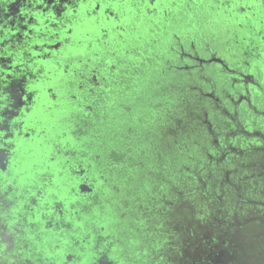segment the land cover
<instances>
[{"label":"flooded vegetation","instance_id":"af4514ba","mask_svg":"<svg viewBox=\"0 0 264 264\" xmlns=\"http://www.w3.org/2000/svg\"><path fill=\"white\" fill-rule=\"evenodd\" d=\"M210 1L95 0L86 10L83 21L100 27L104 40L98 45L108 52L103 59L80 61L81 70L72 72L71 85L78 80L79 93L72 99L80 102L81 112L76 128L86 133L76 137L81 147L65 153L77 201L57 199L49 176L40 185H17L22 141L33 131L22 134L18 148L11 145L12 153L0 150V264H67L71 257L72 264H145L148 257L152 264H264V19L249 33L242 30L246 35L239 32L235 47L227 46L212 28L219 2ZM130 4L144 10L149 23L162 16L163 35L155 32L154 41L129 48L122 36L121 47L113 50L106 40L110 32L133 28L126 21ZM233 4H223L230 14ZM72 38L68 57L74 55ZM208 64L216 68L206 74ZM185 87L188 93L180 94ZM32 99L39 108L40 90ZM180 107L175 120L171 113ZM144 170L161 178L159 197L170 209L179 201L165 200L168 184L184 192L188 210L182 211L177 231L188 232V245L176 242L180 234L173 232L149 250L141 240L139 248L128 234L106 230L103 211L74 217V209L106 197L103 173L116 178L125 172L135 180ZM161 215L163 226L173 219L168 216L167 223V211ZM85 216L98 229L91 244L79 225ZM132 220L136 233L150 222ZM46 225L56 231L36 232ZM248 239L255 244L253 253L245 247Z\"/></svg>","mask_w":264,"mask_h":264},{"label":"rangeland","instance_id":"374dc122","mask_svg":"<svg viewBox=\"0 0 264 264\" xmlns=\"http://www.w3.org/2000/svg\"><path fill=\"white\" fill-rule=\"evenodd\" d=\"M211 3L210 0H205V3ZM219 4L216 6L219 16L215 17L212 22V28H218L216 31L223 39L227 46L235 47L238 41L237 36H241L239 32L245 31L249 33L251 26H256L264 19V0H241L238 3H234L235 0H218ZM243 2V3H242ZM233 4V10L231 14L226 11L224 5ZM224 4V5H223ZM242 4H247L250 10L242 12ZM206 7V6H205ZM130 13L126 21L129 23L128 26L132 25L133 28H129L126 33L120 31H111L109 37L106 39L110 44L111 48L119 50L121 47L122 36L127 37L129 48L133 44V47L137 42L143 44H149L151 40H155V32H161L163 35V27L160 25L162 16L155 18L154 23H149V18L144 10H138L132 4L128 7ZM162 13V12H161ZM103 24V19H101ZM94 21L91 19L86 20L85 23L80 25L73 35L72 38V52L74 55L65 56L60 59V62L46 61L48 70L43 76V83L40 84L41 93V105L34 113L32 129L33 134L30 138L22 141L23 148L19 154V165L15 172L18 186L26 185H40L44 182V177L49 176L56 191H52V194L57 199L69 200V202L77 201L73 193V189L76 187V182L71 177L70 170L66 168L67 157L65 153L67 149L70 151L72 147H81L78 143V138H82L86 135L79 128H76V123L81 121L79 118L80 113L77 105H80L79 101L73 100V96L78 95V80L73 82L74 70H81L79 64L80 61H86L91 57L97 59H103L106 57L108 51L103 47L99 46V41L104 40L100 27L94 26ZM209 25V26H212ZM103 26V25H102ZM110 29L114 30L112 24L108 25ZM221 28V29H220ZM136 29V31H134ZM245 32L242 34L246 35ZM257 33V32H256ZM105 40V41H106ZM131 43V44H130ZM140 46V45H139ZM70 52V51H69ZM67 51H65V54ZM71 53V52H70ZM203 58H208L207 54L201 55ZM220 58H223L219 55ZM83 64V63H82ZM69 67L68 72L65 68ZM215 65H204L203 69L206 74L215 69ZM145 82V79L143 80ZM147 88V87H144ZM53 90V94L50 92ZM189 88L185 87L180 94L188 93ZM170 97L174 96V89L170 88L166 91ZM181 107L175 109L174 113H171L172 117L176 120L178 114H182ZM186 117H188V109L185 110ZM77 120V121H76ZM78 137V138H76ZM61 147V149L59 148ZM23 150V151H22ZM61 150V151H60ZM104 179L107 181V188L109 191L105 193L106 203L104 200L98 199L91 201L93 204L89 207L80 209H74V217L78 220L82 218V215L87 216L97 215L99 211L105 212V227L109 232H117V235L124 237V234H128L130 241L141 247V240L144 245L148 247V250L152 246H155L162 238L171 236L173 232H177L180 235L175 237V241L188 245V241H191L188 232L182 229L178 230L179 222L181 221L182 211L188 210L187 198L183 196L184 192H181V188L172 184H168L170 189L166 190L165 200L171 201L177 199L179 205L170 209L169 205H163L161 197H159V186L161 178L151 174L149 171H140L139 177L133 180L127 173H122L121 176L115 178L111 172L103 173ZM132 179V180H131ZM170 178H166L169 180ZM75 184V185H74ZM166 184V183H165ZM140 187L143 190L140 191ZM143 191V192H142ZM51 194V195H52ZM163 199V198H162ZM25 199H22L24 201ZM164 200V199H163ZM106 206V207H105ZM163 208V209H162ZM160 212L155 214V212ZM167 211L165 216V222L168 223L169 218H173L169 221L168 225H161L159 217L161 213ZM85 216L79 224L82 226L83 235L86 237V241L92 243L94 236H98L97 226H91L89 219ZM148 219L150 222L147 224L143 232L136 233V227L131 224L132 219ZM161 229L157 230V225ZM135 223V221H134ZM102 222L100 221V226ZM89 225V226H88ZM145 225L141 222L140 226ZM39 233L47 232L48 234L54 233L56 230L52 226H39L37 228ZM157 230V231H156ZM130 233V234H129ZM139 234V235H138ZM141 238V239H140ZM190 239V240H189ZM94 242V241H93ZM245 247L249 253H253L255 244L252 239L245 240ZM67 248L71 251L72 247L67 242ZM53 250V248H50ZM125 257H123L124 259ZM64 261V260H63ZM138 261V260H137ZM151 259L148 257L145 264H152ZM67 264H72L74 258L71 257L66 260ZM139 262V261H138ZM140 263V262H139ZM144 264V263H142Z\"/></svg>","mask_w":264,"mask_h":264},{"label":"water","instance_id":"95a60500","mask_svg":"<svg viewBox=\"0 0 264 264\" xmlns=\"http://www.w3.org/2000/svg\"><path fill=\"white\" fill-rule=\"evenodd\" d=\"M94 3L0 0V139L4 141L0 150L12 153L11 145L18 148L22 134L33 131L38 104L37 100L33 104L31 97L43 83L40 76L48 70L46 61L58 63L57 57L66 55L69 36L85 23L86 10ZM71 29L73 33L69 34ZM51 46L58 48L53 50ZM41 70L44 73L40 74ZM8 133L11 137L5 138Z\"/></svg>","mask_w":264,"mask_h":264},{"label":"crops","instance_id":"0c3cea01","mask_svg":"<svg viewBox=\"0 0 264 264\" xmlns=\"http://www.w3.org/2000/svg\"><path fill=\"white\" fill-rule=\"evenodd\" d=\"M65 70H66V72H68V70H69V67L67 66L66 68H65ZM52 94H53V92H51Z\"/></svg>","mask_w":264,"mask_h":264},{"label":"trees","instance_id":"16d2710c","mask_svg":"<svg viewBox=\"0 0 264 264\" xmlns=\"http://www.w3.org/2000/svg\"><path fill=\"white\" fill-rule=\"evenodd\" d=\"M71 83H72V81H71Z\"/></svg>","mask_w":264,"mask_h":264}]
</instances>
